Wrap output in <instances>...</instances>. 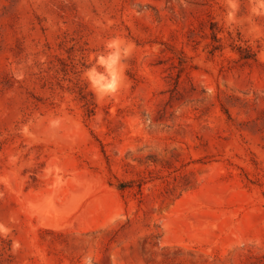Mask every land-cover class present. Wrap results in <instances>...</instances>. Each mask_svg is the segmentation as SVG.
<instances>
[{"label": "rangeland", "instance_id": "obj_1", "mask_svg": "<svg viewBox=\"0 0 264 264\" xmlns=\"http://www.w3.org/2000/svg\"><path fill=\"white\" fill-rule=\"evenodd\" d=\"M236 5L0 0V264H264V8Z\"/></svg>", "mask_w": 264, "mask_h": 264}, {"label": "clouds", "instance_id": "obj_2", "mask_svg": "<svg viewBox=\"0 0 264 264\" xmlns=\"http://www.w3.org/2000/svg\"><path fill=\"white\" fill-rule=\"evenodd\" d=\"M231 9L237 7L236 0H227ZM258 7L264 8V0H256ZM257 12V8H253ZM229 18L233 13H228ZM135 45L120 37L105 42L101 51L94 53V63L83 71V78L99 99L114 97L121 90L126 79L128 61Z\"/></svg>", "mask_w": 264, "mask_h": 264}, {"label": "bare ground", "instance_id": "obj_3", "mask_svg": "<svg viewBox=\"0 0 264 264\" xmlns=\"http://www.w3.org/2000/svg\"><path fill=\"white\" fill-rule=\"evenodd\" d=\"M41 210H43V209H41Z\"/></svg>", "mask_w": 264, "mask_h": 264}]
</instances>
